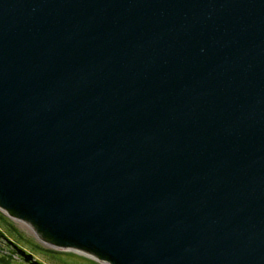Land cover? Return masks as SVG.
Segmentation results:
<instances>
[{
    "label": "water",
    "instance_id": "1",
    "mask_svg": "<svg viewBox=\"0 0 264 264\" xmlns=\"http://www.w3.org/2000/svg\"><path fill=\"white\" fill-rule=\"evenodd\" d=\"M0 211L110 264H264V0H0Z\"/></svg>",
    "mask_w": 264,
    "mask_h": 264
},
{
    "label": "rangeland",
    "instance_id": "2",
    "mask_svg": "<svg viewBox=\"0 0 264 264\" xmlns=\"http://www.w3.org/2000/svg\"><path fill=\"white\" fill-rule=\"evenodd\" d=\"M0 214L7 218L12 226L9 230L13 232V235H8V241L2 237L0 238L2 242L0 252L6 255L11 254L13 264H28V261L31 262L33 260H39L42 264H110L109 262L97 260L93 256H89L79 250L53 247L43 241L33 227H30L31 224L28 222L23 220L15 221V219L8 217L3 211H0ZM7 226V223L0 221V230L6 232L5 228ZM17 236L20 240L15 239ZM19 241L21 244V252L13 246L16 242L19 243ZM9 242H11L12 245ZM34 243L38 244L39 248L34 249L32 247ZM25 254L28 256L23 258Z\"/></svg>",
    "mask_w": 264,
    "mask_h": 264
},
{
    "label": "trees",
    "instance_id": "3",
    "mask_svg": "<svg viewBox=\"0 0 264 264\" xmlns=\"http://www.w3.org/2000/svg\"><path fill=\"white\" fill-rule=\"evenodd\" d=\"M0 221L1 222H5V223H7V227L5 228L6 229V232H4V231H2V230H0V238L2 237V238H4L6 241H8L9 240V234H12L13 235V232L11 231V230H9L10 229V227H12L11 226V224L8 222V220H7V218H5L3 215H1L0 214ZM38 235L43 239V240H47L46 238H44L41 234H39L38 233ZM5 237H7V238H5ZM15 239H17V240H20V238L17 236V237H15ZM18 242V241H17ZM15 243L13 246L14 247H16V249L19 251V252H21V248H20V246H21V244H20V241H19V243ZM0 243L2 244V242H1V240H0ZM10 244H11V242H9ZM12 245V244H11ZM34 249L35 248H39V245L38 244H36V243H34V246H32ZM19 248V249H18ZM47 251H50V250H47ZM28 255L27 254H25V256L23 257V258H26ZM0 264H13V259H12V256H11V254H5V253H2V252H0ZM28 264H42V263H40V261L38 260H33V261H31V262H29L28 261Z\"/></svg>",
    "mask_w": 264,
    "mask_h": 264
},
{
    "label": "bare ground",
    "instance_id": "4",
    "mask_svg": "<svg viewBox=\"0 0 264 264\" xmlns=\"http://www.w3.org/2000/svg\"><path fill=\"white\" fill-rule=\"evenodd\" d=\"M15 221H22L20 219H15ZM32 228V226H30ZM2 246V244L0 243V247ZM84 253V252H83Z\"/></svg>",
    "mask_w": 264,
    "mask_h": 264
}]
</instances>
